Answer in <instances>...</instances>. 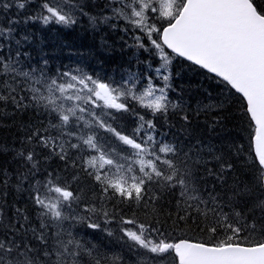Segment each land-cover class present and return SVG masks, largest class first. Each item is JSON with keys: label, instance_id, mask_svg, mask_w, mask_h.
<instances>
[{"label": "snow or ice", "instance_id": "6c2138e0", "mask_svg": "<svg viewBox=\"0 0 264 264\" xmlns=\"http://www.w3.org/2000/svg\"><path fill=\"white\" fill-rule=\"evenodd\" d=\"M2 7L6 10L12 5L3 3ZM17 7L24 9L25 3ZM68 7V0H43L41 14L35 19L70 26L76 21L65 10ZM125 7L131 8L130 14L114 11L142 33L134 36L136 46L159 56L158 74L161 69L167 71L173 59L182 58L217 81L224 99L204 106L217 112L209 128L223 131L226 121L235 120L237 135L219 147L204 145L197 138L188 151L158 143L151 134L137 142L135 134L125 135L105 121L110 113L98 114L95 108L127 112L121 98L131 97L153 115L166 116L169 75H163L165 87L158 89L159 95L151 80L137 95L134 84L124 86L128 81L113 87L79 69L48 76L42 69L22 66L19 50L15 59L0 55V119L23 116L35 108L55 114L58 121L50 120L47 126L21 124L28 134L13 159L19 160L24 170L15 171L14 183L8 169L0 167V264H82L84 256L89 264H102L104 258L94 255L95 246L77 239L71 229L83 223L113 236V231L93 219L102 216L104 224L115 220V214L104 205L105 198L113 197L143 206L146 216L151 217L145 221L135 216L119 217L120 238L135 251V264H264V0H130ZM90 20L96 23L95 17ZM13 31L12 27H0V38L7 39ZM171 107L180 108L176 104ZM223 112L231 114L221 115ZM195 114L199 115V110ZM139 119L135 133L145 125L155 129L151 120ZM180 120L181 130L190 134L192 117L184 111ZM94 128L129 146L138 171L131 163L114 159L113 155H119L117 150L105 149ZM37 147L48 152L45 160L57 157L65 164L69 149L98 153L83 164L101 188L100 206H86L83 212L87 215L78 214L73 205L79 204L81 196L69 184H61L52 173L43 181L35 179L40 163ZM237 160L251 174V181L234 174ZM210 162H214L212 168L208 167ZM72 166H76L75 161ZM208 177L215 181L211 187ZM151 185L168 192L178 189L174 212L157 206L160 196L152 193ZM9 189L27 193L38 226H33L27 207L17 206L15 201L9 204ZM161 215L163 223L172 221L171 231L163 227ZM120 260L114 256L109 264Z\"/></svg>", "mask_w": 264, "mask_h": 264}, {"label": "trees", "instance_id": "16d2710c", "mask_svg": "<svg viewBox=\"0 0 264 264\" xmlns=\"http://www.w3.org/2000/svg\"><path fill=\"white\" fill-rule=\"evenodd\" d=\"M3 3H9L12 7L5 10L2 7ZM18 3H25V8L19 9L17 7ZM42 3L43 0H0V27L7 26L14 29L12 35L8 37L10 38L8 42L7 39L0 38V55L11 56L15 59V54L19 50L22 53L19 58L22 66L42 69L48 76H55L58 71L65 72L79 69L91 75L94 79L109 83L113 87L124 85V81H128V85L124 86L130 87L134 84L133 91L137 95L147 88L149 80H151L153 88L157 90L156 94L159 95L158 89L165 87L163 75H169L170 79L167 83L170 86L165 88V93L170 106L166 116L162 113L153 115L150 109L143 107L131 97L121 98V101L126 103L129 108L127 112L102 107L95 108L98 114L102 112L110 113L109 116L104 117L105 121L125 135L133 136L135 134L137 142L145 139L147 134H151L158 143L179 145L178 147L183 151H188L189 147L196 143V138H199L204 145L219 147L222 143L230 140L232 136L237 135L238 130L233 127L237 123L235 120L226 121L223 131L220 127H217L214 131L209 128L217 112L215 110L209 111L204 106L219 104L224 99V96L220 94V86L215 79L210 78L199 68L191 66L188 62H184L179 58L173 59L167 71L161 69L160 74L156 72V69L162 63L159 56L155 52L138 48L134 36L142 35V33L126 19L119 17L114 11V9H120L126 14H130L131 8L125 7L126 4L130 3V0H68L69 7L65 10L70 11L76 21L70 26L57 23L44 24L41 19H35L41 14ZM29 17L33 19H29ZM91 17L96 18L95 24L91 22ZM105 17H108V19L105 20ZM12 21H15V23H11ZM105 23H107L106 27ZM25 37L28 39H25ZM17 41H20V43L17 44ZM145 43L147 44L146 39ZM86 46H89V49ZM24 53H27V55H23ZM45 61H47V64H45ZM172 104L179 105L180 108L173 109ZM232 107L234 110L235 105ZM180 109H183V111ZM32 110L36 112L34 111V114H32ZM198 110L199 115H196L195 113ZM8 111H11V109ZM184 111L192 117L189 126L190 134H185L181 130L182 121L180 116L183 115ZM220 114L230 115L231 113L223 112ZM235 114L239 115V113ZM140 116H143L145 120H151L156 126L155 129H148L145 125L139 133H135V130L141 124ZM50 120L52 123L58 122L55 114L49 115L43 109L35 108H30L23 116L17 115L0 119V167L8 169L14 182L15 171L18 168L21 171L24 170L22 163L13 159L15 152L21 149L22 143L28 134L27 129L21 127V124L32 126L43 124L47 126ZM92 130L95 131L100 144L105 149L115 148L117 150L119 155H113L114 159L126 165L131 163L133 168L138 171L139 165L134 162L136 158L132 157L133 150L129 146L123 145L103 129L94 128ZM50 131L52 130L50 129ZM88 131V129H84L85 133ZM53 134H55L54 131ZM72 142L77 141L73 139ZM76 152L77 154H75ZM36 153L40 163L39 173H36L37 177L35 179L43 181L48 173H54L53 177L59 178L58 182L69 184L71 190L81 196L79 204L73 205L76 213L87 215L83 212L86 206L91 204L97 205V207L100 206L101 188L87 174L83 164V161L90 155H98V153L90 149L81 151L69 149L70 162L68 161L67 164L57 157L45 160L44 157L48 155V152L42 151L38 147ZM160 155L163 157L164 154ZM120 157H129L130 159L123 160ZM73 161H75V167L72 166ZM213 166L214 162L208 164L209 168ZM108 168L109 166L106 165L105 169ZM234 174L239 176L241 180L251 181L252 179L251 174L243 167L242 161L239 160L235 161ZM232 175V173L229 174V183H231ZM74 176H77L78 179L73 180ZM207 181L209 187L215 182L213 177H208ZM25 186L27 187V184ZM151 188L152 193L160 196L157 206L164 212H174L176 200L179 198L178 189L168 192L159 189L155 185H151ZM17 194L12 189L9 190V197L7 196L9 204L15 201L17 206L27 207L32 217L33 226H38L36 211L28 200L27 193ZM255 194L259 195V191ZM104 205L110 213L115 214V220L111 224H104L102 216L99 218L93 217V219H98L103 228L113 231V236H109L106 231L89 229L83 223L75 224L74 227L76 228L71 229L75 232L73 234L77 239H83L82 241L87 242L90 246L95 244L96 252L94 255L104 258L102 264H109L110 259L114 256L121 258L118 264H135L137 259L135 251L130 250L128 243L120 238L122 234L118 229L119 217L121 215L127 216L126 218L135 216L141 221L151 219V217L146 216V209L143 206L137 207L135 204L129 205L127 202H120L117 197L105 198ZM159 219L163 223L164 215H161ZM163 227L171 231L172 221L169 220L167 223H163ZM140 251L143 252V250ZM82 264H89L87 256L82 257Z\"/></svg>", "mask_w": 264, "mask_h": 264}, {"label": "bare ground", "instance_id": "6f19581e", "mask_svg": "<svg viewBox=\"0 0 264 264\" xmlns=\"http://www.w3.org/2000/svg\"><path fill=\"white\" fill-rule=\"evenodd\" d=\"M3 1V0H2ZM9 2V1H8ZM14 5H16V4H14ZM35 7V6H34ZM26 12H27V10H26ZM2 14V13H1ZM5 15V14H4ZM10 21V20H9ZM104 22V21H103ZM83 23V22H82ZM36 26V25H35ZM107 26V23H105V27ZM120 27H121V25H120ZM119 27V28H120ZM76 29V28H75ZM78 29V28H77ZM65 33V32H64ZM88 33V32H87ZM109 33V32H108ZM89 34V33H88ZM90 35H91V33H90ZM54 36V35H53ZM86 38V37H85ZM88 38V37H87ZM28 39V38H27ZM51 39V38H50ZM11 41V40H10ZM64 41V40H63ZM108 42V41H107ZM102 43V42H101ZM84 44H86V43H84ZM88 44V43H87ZM31 45H33V44H31ZM94 45V44H93ZM78 46V45H77ZM83 46V45H82ZM87 47V46H86ZM89 47V46H88ZM87 47V48H88ZM52 48V47H51ZM86 48V49H87ZM82 49V48H81ZM89 49V48H88ZM46 50V49H45ZM70 50V49H69ZM84 50H85V48H84ZM87 51V50H86ZM93 51V50H92ZM94 51H95V48H94ZM24 52V51H23ZM55 52V51H54ZM99 52V51H98ZM96 53V52H95ZM38 54V53H37ZM98 54V53H97ZM36 56V55H35ZM97 56V55H96ZM102 56V55H101ZM46 59V58H45ZM114 60H116V59H114ZM118 60V59H117ZM30 110V109H29ZM33 111V110H32ZM35 111V110H34ZM34 111H33V113L32 114H34ZM39 111V110H38ZM36 112V111H35ZM38 113V112H37ZM214 115V114H213ZM32 116V115H31ZM206 119H208V118H206ZM37 120V119H36ZM31 122V121H30ZM33 122V121H32ZM203 128V127H202ZM13 130V129H12ZM16 130V129H15ZM178 132V131H177ZM18 137V136H17ZM197 139V138H196ZM186 145V144H185ZM188 145V144H187ZM179 146V145H178ZM12 147V146H11ZM8 149V148H7ZM6 150V149H5ZM75 154H77V152L75 153ZM79 154V153H78ZM71 155V154H70ZM74 156V155H73ZM79 156V155H78ZM43 157V156H42ZM75 157H77V156H75ZM11 158H12V156H11ZM11 160V159H10ZM8 161V160H7ZM13 162V161H12ZM56 162V161H55ZM70 162V161H69ZM51 163V162H50ZM64 163V162H63ZM53 165V164H52ZM55 165V164H54ZM7 166V165H6ZM41 166V165H40ZM50 166V165H49ZM17 167V166H16ZM46 168V167H45ZM57 168V167H56ZM19 169V168H18ZM73 170V169H72ZM75 170V169H74ZM59 171V170H58ZM58 171H56V172H58ZM55 172V171H54ZM39 173V172H38ZM54 174V173H53ZM58 174V173H57ZM36 177H37V175H36ZM59 179V178H58ZM70 181V180H69ZM209 181H210V179H209ZM14 182V181H13ZM80 183V182H79ZM91 185V184H90ZM100 188V187H99ZM10 190V189H9ZM88 192V191H87ZM14 194V193H13ZM94 194V193H93ZM101 194V193H100ZM18 195V194H17ZM9 197V196H8ZM11 197V196H10ZM168 197H170V196H168ZM25 199V198H24ZM10 201V200H9ZM88 201V200H87ZM126 203V202H125ZM100 204V203H99ZM118 204V203H117ZM28 205V204H27ZM31 205V204H30ZM29 205V206H30ZM92 205V204H91ZM21 206V205H20ZM97 206V205H96ZM143 210V209H142ZM31 211V210H30ZM125 217H127V216H125ZM74 228H76V227H74ZM78 231V230H77ZM74 232V231H73ZM75 233V232H74ZM88 233V232H87ZM82 236V235H81ZM96 239V238H95ZM83 240V239H82ZM94 241V240H93ZM93 245H95V244H93Z\"/></svg>", "mask_w": 264, "mask_h": 264}, {"label": "rangeland", "instance_id": "374dc122", "mask_svg": "<svg viewBox=\"0 0 264 264\" xmlns=\"http://www.w3.org/2000/svg\"><path fill=\"white\" fill-rule=\"evenodd\" d=\"M115 1H116V0H115ZM8 39H10V38H7V40H6L7 42L9 41ZM11 40H12V39H11Z\"/></svg>", "mask_w": 264, "mask_h": 264}, {"label": "water", "instance_id": "95a60500", "mask_svg": "<svg viewBox=\"0 0 264 264\" xmlns=\"http://www.w3.org/2000/svg\"><path fill=\"white\" fill-rule=\"evenodd\" d=\"M170 51V50H169ZM182 59V58H181Z\"/></svg>", "mask_w": 264, "mask_h": 264}]
</instances>
